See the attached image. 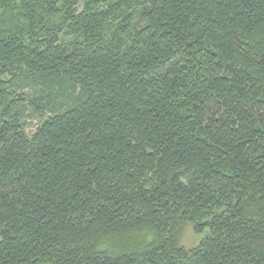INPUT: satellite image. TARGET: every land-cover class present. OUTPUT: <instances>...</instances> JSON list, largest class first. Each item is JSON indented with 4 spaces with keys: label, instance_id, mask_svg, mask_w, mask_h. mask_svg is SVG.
<instances>
[{
    "label": "trees",
    "instance_id": "16d2710c",
    "mask_svg": "<svg viewBox=\"0 0 264 264\" xmlns=\"http://www.w3.org/2000/svg\"><path fill=\"white\" fill-rule=\"evenodd\" d=\"M0 264H264V0H0Z\"/></svg>",
    "mask_w": 264,
    "mask_h": 264
},
{
    "label": "rangeland",
    "instance_id": "374dc122",
    "mask_svg": "<svg viewBox=\"0 0 264 264\" xmlns=\"http://www.w3.org/2000/svg\"><path fill=\"white\" fill-rule=\"evenodd\" d=\"M15 83H16L15 91L18 93V95H21V94L30 95L33 92L34 85L31 84V82H26L24 80H17V81H15ZM38 121H39V118L37 116L33 115L31 122H30L31 124H30L29 129H28L29 132L34 131L36 129V126L38 125ZM123 238H125V237H123ZM128 239L129 238H127L125 240L127 241ZM198 240H199V236L193 232V229L190 225H187V227L184 229V233H183L182 240H181L182 246H184L188 250L192 249L197 244V242H199ZM116 242H118V241H116Z\"/></svg>",
    "mask_w": 264,
    "mask_h": 264
}]
</instances>
